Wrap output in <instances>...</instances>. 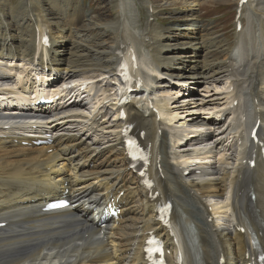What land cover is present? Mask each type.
<instances>
[{"label":"bare ground","instance_id":"1","mask_svg":"<svg viewBox=\"0 0 264 264\" xmlns=\"http://www.w3.org/2000/svg\"><path fill=\"white\" fill-rule=\"evenodd\" d=\"M102 1L106 11L96 15L86 11L84 0H19L16 5L0 0V88H17L23 73L25 88L32 90L35 78L28 72L38 63V70L49 69L60 79L55 85L86 78L104 95L117 64L132 49L147 68L151 90L126 107V122L119 115L112 121L88 120L81 85L68 91L58 109L43 107L37 117L28 112V118L10 116L0 123V222L5 223L0 264H147L143 250L149 232L165 238L170 264H177L175 238L184 264H252L251 233L264 245V168L258 159L254 169L246 163L257 156L256 146L241 156L259 120L264 138V0H248L241 8L236 0L241 30L236 24L232 44L198 21V9L210 0H166L187 9L178 21L184 28L152 22L156 12L150 0L144 1L153 10L146 25L134 14L136 0ZM45 35L49 47L42 44ZM197 85H203L204 96L194 94ZM220 85L227 88L219 90ZM172 91L189 94L175 99ZM190 104L206 116L190 115ZM212 105L217 107L207 110ZM228 113L235 121L228 134L236 146L230 149V138L214 136L210 127ZM2 114L19 112L6 108ZM33 119L42 124L39 133L47 145L34 146L38 140L29 138L33 132L21 124ZM127 124L139 136L145 133L140 138L152 155L157 188L150 197L124 156L120 134ZM203 129L208 132L199 134ZM194 143L214 145L210 154L221 158L199 168L186 160L185 166L186 147ZM156 192L161 195L157 203L173 198L179 211L172 238L155 220ZM61 198L74 208L43 212L45 204ZM109 203L124 220L99 227L98 211ZM183 227L194 234L192 248Z\"/></svg>","mask_w":264,"mask_h":264},{"label":"rangeland","instance_id":"2","mask_svg":"<svg viewBox=\"0 0 264 264\" xmlns=\"http://www.w3.org/2000/svg\"><path fill=\"white\" fill-rule=\"evenodd\" d=\"M19 0H11V3L16 5L18 3ZM104 1V0H103ZM102 1V2H103ZM144 1H149V0H136V7H135V11L134 14H137L138 19L141 21L142 25H146V23L149 21L148 18L151 14H153V10L148 9V6L150 7V5H147L146 2ZM152 2V6L155 9V18L150 19L152 22L157 19L159 23H161L163 26L165 25V27L168 26H182L181 28L187 27V26H183L181 22H178L179 20L185 18L184 16L186 15V11L187 9L184 7L183 4H174V3H168L166 0H150ZM101 0H84V6L86 8V11H88L89 13H91L92 11L96 12L97 14H101L103 12L106 11V5L107 3L105 2V5H101L100 4ZM212 2V3H210ZM223 4V5H222ZM184 7V8H183ZM236 7H237V1L236 0H210L206 3L203 4V6L201 7V9L199 10V19L198 21H200L201 23H203L204 25L208 26L211 28V33H214V35H218L221 36V38H224L228 43L230 42V44H232L233 40H234V30H235V17H236ZM147 13V14H146ZM95 15V14H94ZM93 16V15H92ZM143 18V19H142ZM147 20V21H146ZM171 23V24H170ZM180 24V25H178ZM213 29V30H212ZM63 54V53H62ZM66 55V54H64ZM17 63H14V66H11V68L16 69ZM9 70V69H8ZM171 83H177L175 81H171ZM188 85V82H186L185 86ZM184 86V87H185ZM203 85H197V88L195 89L194 87V94L195 95H205V93L202 91V89H200V87H202ZM176 88L175 90H179L178 86L175 85ZM225 88H227V85L224 87V89L221 87V85L218 87L219 90H225ZM181 90H185L182 89ZM175 91H172L170 93V96L172 98H179L181 97V95H183L182 97L184 98L186 96V94H189V92H185V94H183V92L179 93V94H173ZM197 100V98H195ZM194 99V100H195ZM208 99H210L208 97ZM182 100V99H180ZM191 101L193 103H196L197 101ZM190 102V103H191ZM208 102V101H207ZM205 102V104L207 103ZM217 107V105H212L207 107V110L212 109L213 107ZM189 112L190 115L194 114L195 116H206L205 112H201V109L199 108H192V105L190 104L189 107L186 109ZM193 110H198L196 112H193ZM186 114V113H184ZM184 114H180V115H184ZM187 115V114H186ZM185 115V116H186ZM189 116V115H188ZM189 118H186V121Z\"/></svg>","mask_w":264,"mask_h":264},{"label":"snow or ice","instance_id":"3","mask_svg":"<svg viewBox=\"0 0 264 264\" xmlns=\"http://www.w3.org/2000/svg\"><path fill=\"white\" fill-rule=\"evenodd\" d=\"M153 243H155V242H153ZM158 251H162V250H160V249H157ZM150 252L152 251L151 249L149 250ZM161 264H162V262H161Z\"/></svg>","mask_w":264,"mask_h":264}]
</instances>
